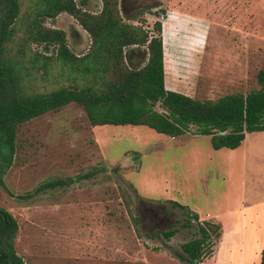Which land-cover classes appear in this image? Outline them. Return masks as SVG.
<instances>
[{"label":"rangeland","instance_id":"rangeland-1","mask_svg":"<svg viewBox=\"0 0 264 264\" xmlns=\"http://www.w3.org/2000/svg\"><path fill=\"white\" fill-rule=\"evenodd\" d=\"M136 5L138 13L159 5L139 18L165 28L168 90L214 100L259 88L264 0H128L126 22H135ZM59 17L48 26H61ZM176 19L182 26L174 28ZM17 147L0 207L18 221L16 249L27 264H185L181 245L196 230L181 228L175 202L217 224L242 203L264 216V132L247 135L238 150H215L208 136L94 127L73 103L21 125ZM95 169L102 170L71 188L20 199L44 182ZM173 228L179 232L165 239ZM213 257L202 264H220ZM260 262L261 254L252 264Z\"/></svg>","mask_w":264,"mask_h":264},{"label":"trees","instance_id":"trees-1","mask_svg":"<svg viewBox=\"0 0 264 264\" xmlns=\"http://www.w3.org/2000/svg\"><path fill=\"white\" fill-rule=\"evenodd\" d=\"M101 1V10L91 13L76 0H0V185L8 193L4 178L14 164L21 125L73 103L84 108L94 127L145 126L171 137L208 136L215 150H236L247 135L264 132V69L257 76L259 88L247 94L202 100L168 90L163 24L157 21L147 28V21L139 18L154 15L150 11L159 5L143 9L129 23L121 13V0ZM65 14L89 35L86 52L73 51L66 33L48 26ZM133 46L148 53L137 71L128 68L124 56ZM101 170L49 180L20 199L67 189ZM174 205L184 211L181 228L196 230L181 245L179 257L185 264H202L213 257L222 227L202 221L178 202ZM18 232L17 219L0 207V264H27L16 249ZM178 232L173 228L161 234L170 240Z\"/></svg>","mask_w":264,"mask_h":264},{"label":"crops","instance_id":"crops-1","mask_svg":"<svg viewBox=\"0 0 264 264\" xmlns=\"http://www.w3.org/2000/svg\"><path fill=\"white\" fill-rule=\"evenodd\" d=\"M172 24L175 26L174 28L182 26L178 19L173 20ZM90 43L91 41L89 38L87 48L90 47ZM163 43L165 60L167 50L165 28H163ZM166 79L165 70V81ZM173 91L178 92L177 90ZM236 209L237 210L233 209L227 216L221 217L220 219H223L218 223V225L222 227L223 234L214 253L215 255H213V260L216 261V259H220V264H252L256 259H259V254H261L264 249V216L254 213V208L250 207L249 204L245 206L244 203H242ZM225 218L229 220V222H227L229 227H227L225 221H223ZM209 222L217 224L213 220Z\"/></svg>","mask_w":264,"mask_h":264},{"label":"flooded vegetation","instance_id":"flooded-vegetation-1","mask_svg":"<svg viewBox=\"0 0 264 264\" xmlns=\"http://www.w3.org/2000/svg\"><path fill=\"white\" fill-rule=\"evenodd\" d=\"M128 0H121V13L127 14L126 2ZM78 6L84 11H88L91 13H97L102 8L101 0H76ZM138 5L133 6L134 15L130 18L135 17L138 14ZM123 15V14H122ZM129 16V15H127ZM124 17V16H123ZM58 23H62L57 29H60L66 33L67 41L70 46L80 48V50H85L89 43V38L87 32L83 29V27L76 21V19L70 15H62L59 17ZM129 18V19H130ZM89 47L87 48V50ZM86 50V51H87ZM135 63L139 64L143 61L142 55L135 54Z\"/></svg>","mask_w":264,"mask_h":264},{"label":"water","instance_id":"water-1","mask_svg":"<svg viewBox=\"0 0 264 264\" xmlns=\"http://www.w3.org/2000/svg\"><path fill=\"white\" fill-rule=\"evenodd\" d=\"M135 54L142 55L143 61L141 63H139V64L135 63V57H134ZM124 56H125V62L127 64L128 68L130 70H133V71L140 70L148 59L147 49L141 48L138 46H133V47L127 48L124 52Z\"/></svg>","mask_w":264,"mask_h":264}]
</instances>
